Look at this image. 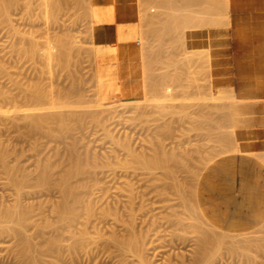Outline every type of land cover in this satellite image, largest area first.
I'll list each match as a JSON object with an SVG mask.
<instances>
[{"label":"rangeland","instance_id":"rangeland-1","mask_svg":"<svg viewBox=\"0 0 264 264\" xmlns=\"http://www.w3.org/2000/svg\"><path fill=\"white\" fill-rule=\"evenodd\" d=\"M14 1L15 3L14 5H12L13 7L11 6V9L10 8L7 9L9 12H7V10L5 12V13H8L7 16L4 13V11L2 12L5 15L0 14V67H1L0 68V89H1L0 96L2 93V97H0V151H6L8 153L7 154L8 156L6 155L7 164L11 168L15 166V168L13 167L15 174L17 176L20 175V177L24 175L26 177L25 178L26 183L24 182L25 185L23 186L22 190L18 191L16 186L12 184V182H10L11 180L8 177L9 176L8 173L7 174L5 173V169H1L3 167L0 163V209L12 210L13 207L16 204H18L16 203L18 202V199H19V204L24 207L26 205H28L29 207L33 205L32 208L31 207L30 208L34 210L36 207L35 211L32 210L33 212L32 211L30 212V216H31V213H32V216H33V213L35 215L33 216V218L31 216L32 218L31 223L29 222L30 221L29 220L24 225L25 227L23 226L25 229L24 228L23 229L26 231V233L29 236L31 235L30 237H33L32 234L36 235L33 237V241L35 243L38 242L36 244L38 245L37 246L38 249L35 250L34 255L38 253L37 254L38 256L37 255L36 256L38 257V259L41 258L39 259L37 264H54V263L55 264H62V263L63 264H144L143 261L140 262L141 258L140 260L138 258V257H141L142 254L144 255V257H146L145 259L148 260L150 264H193L195 263L194 262L195 256H196L195 259L198 258L197 259L198 261L195 264H264V252H263L264 233H261L262 231L264 232V230H262L263 228L255 229L256 233L254 230L253 232L245 231L246 233L244 232L241 233V232H236V231H228V230L222 229L221 227L214 226L212 225L213 223L211 224L209 220H204L207 218L204 217V215L201 213V210L197 204V200L195 199L196 198L195 192H197V188H196L197 186L195 184L198 183L197 181H199L200 174L202 170L204 169V167L208 165L211 161L218 158L219 156H222L230 152L231 149L235 148L239 143L243 145L242 147L245 146L244 149H246V150L241 149V151H249L250 149L255 148L257 144H259V148L264 151V133H261L260 129L255 128L256 125H264V114H260L259 112L256 111V108L254 106L256 103L255 101H251L246 98L239 97L236 91V88H235L237 83H239L238 81L239 75L234 70L235 63H237L243 58H251L254 60H256L255 58H260L264 60V32L261 33L260 42L254 40L253 47H247V46L239 47L235 39L238 34L243 33V32H240L242 29H245V28L247 29L248 27L251 28V26L258 24V23L260 26L262 25L264 26V0H223V1L213 0V3L216 2V4L217 3L219 4V6H216V4H213L212 0L210 1L206 0L211 3L209 4L208 2L207 6L205 5L206 7L204 6L203 8L207 10L210 7L212 8L214 5L213 7L214 13L211 14L212 11L210 9L208 10L210 14L206 10H204V13H208V16H211L212 18L215 15L213 19H210V17H208L207 14H204L203 12L200 14H196V13H199L198 11L203 10V8L199 10L198 7L201 8L204 4H206L205 0H199V1H202L201 2L203 3L202 5L200 4L199 1L196 4L194 0L193 2L195 5L192 3V5L194 6L191 12L186 9L187 8L186 6L189 7V4H187L185 0L183 1L180 0L182 1L180 3L179 1H177V3L181 5V8H180L178 4V8H180V11H178L177 8L175 9L176 10L175 15L178 14L177 17H179V14H181V11L183 10L182 5L184 4V1L186 3L184 4L185 6L183 7L187 11L183 10L182 11L183 12L182 15H184L182 17L183 19L180 18L181 21L182 20H185V21H182L183 24H181L182 22L180 23V21L179 23H177L179 24V26L183 25V27L181 28L178 27L179 29H177L178 31L177 33H179V31H183L181 32V34L186 39L185 45H183L184 42L183 43L179 42L180 40H178V42L177 40L174 41L175 39L173 40L174 34L172 33H176L173 29L177 28L178 25H176L174 28L173 23L175 21L172 22V25H169V24L174 19H177L178 21V18H175L176 16L172 15L173 17L171 16V19L173 18V20L170 19L171 21L170 20L166 21V19L164 20L166 24L169 21L167 24L168 25V28H167V25L165 26V24L164 26L159 25V24H163L164 21L159 22L158 24L157 18L152 17L153 14L156 13V12L153 13L154 4H150V5H153L151 6L152 7L151 8L150 5L147 3V1H146V3L148 4L147 7L143 5V2L144 4H146L145 0L131 1L130 4L132 5V7H134V9H136L137 12L138 11L141 12V13H138L139 15H143L142 11L145 10L146 8H149V9L145 10L147 14L144 15V18H140L142 16H138V20L136 24L137 32L135 33V37H133L130 41L136 47L137 55L132 60L123 61V64L125 66L126 65L129 66L130 74L128 77L125 78L126 80L123 79L121 84L118 83L116 85H108V82L110 81L111 76H112V70L114 68L115 61L113 60V58L112 60L114 62L111 59H109L111 58L110 56L104 57L102 53H100L99 51L96 52L95 50L98 48V45H99L98 39L96 38L94 34L95 28L97 27V22L90 15L92 7L93 8L100 7V8L106 9L111 6L110 2H107L105 0H89V1L85 0L87 2L83 1L85 2L83 6V4L81 3L82 0H75V1L80 2V6H81V9H80L78 5L79 2L78 3L76 2L77 3L76 5L74 0H72L75 4L74 5L71 0H70L71 2L68 0L67 1L65 0L67 4H65L59 11L52 12L51 11L52 9L51 10L49 8L44 9L45 8L44 0L43 1L42 0H29V1L28 0L27 1L14 0ZM162 1H164V3L166 2L165 0H162ZM27 2L30 4H28ZM68 2L70 4H68ZM137 2L139 4H141L142 2V4L139 5ZM158 2L160 3V0H158ZM167 2H166L167 5L165 4V6H161L164 3L158 4L160 5V9L158 10L159 14H162L163 12L165 14L167 9L168 10L170 9V11H172L171 6L176 4V1L175 2L173 1L174 3L172 2V4L171 2L169 3ZM26 3L28 4V6ZM158 5H156V9ZM220 5H221V8L222 7L224 8L222 9L218 8L220 7ZM75 6H78V9ZM138 7L140 9H138ZM174 7L175 6H173V8ZM215 7H217L216 10H219V9L221 10L216 11ZM142 8L143 10L140 11ZM85 9H87L89 12L86 11ZM194 9H196L195 10L196 12H194ZM149 10H152L153 14L150 13L151 14L150 19H147L148 17L146 16L147 15L149 16L148 13L151 12ZM188 11L190 12L189 14H191V16H192V13L194 12L197 16H195L194 14L193 17H195L196 19H199L200 17L199 15L204 14L205 17L202 16V18L204 19L200 18L199 21H201L202 19V21H204L205 26L201 27L203 22H201V25H199L200 23L198 24L197 22L199 26L196 24H193L194 26L192 28V23L196 19L191 18L190 15H187ZM83 12H85V16L86 15L88 16V14L89 16L85 17ZM86 12L88 14H86ZM221 12H224V13L222 14ZM158 13L155 14L156 17H158L157 16L159 15ZM168 14H171V13H168ZM172 14H174V12H172ZM217 14L219 15V17H221L220 20ZM186 15L188 17L184 19ZM161 16L160 17L162 20L164 15H161ZM154 18L156 19L155 22L157 21L156 22L157 25H159L160 27L162 26L164 27L161 30L158 26V28L161 30L159 32L162 33V35L164 33L165 34L167 33L166 36L164 34V36L162 37V35L159 32L155 33L157 29L153 26V24L155 23L152 21V19ZM143 19L145 23L143 22ZM146 19L149 21L146 22L145 21ZM186 19H188V21ZM192 19L194 20L192 21ZM215 19L217 20V22H214V21L212 22V20H215ZM189 20L192 21V23ZM209 20H211V22L214 23L212 24L213 27L212 25H209L211 24V22L209 23ZM227 20L230 22H228ZM184 22H185V25H184ZM139 23L143 27L144 25H146V23L148 24L147 26H145V28H148L146 32L144 30H141L142 32H145V34L140 33V29H142L143 27L139 26L140 25ZM195 25L197 27H195ZM152 26L154 27L155 30L153 29ZM169 26H172L173 29L172 27H169ZM182 28H185V29L183 30ZM164 30L165 31L167 30L170 32L169 33L171 34L170 37L168 35V32L167 31L164 32ZM171 31H174V32H171ZM158 33H159L160 38L157 36ZM177 33L175 37L177 36L179 37L180 33L178 35ZM125 34H127L126 31H125ZM149 34L151 36H148ZM181 34H180V37H182ZM220 34L221 36L224 35V37L226 36L230 37L228 39L225 38L226 40H223L222 48L224 50L220 51V48L218 47H212L210 49L209 48L210 38L212 39V38L219 37ZM64 36L70 39L69 40L67 38L69 40V43L71 42L70 45L67 44V46H72V47H68V51L71 50L69 52H71L72 56L70 60L66 61L67 63H64L66 66L58 63L56 56L55 57L53 56L52 60H48V58L45 55V52H43L45 50V45L47 41L51 40V43H53L55 38L56 39H59L60 37L64 38ZM156 36L158 38L157 40H156ZM167 36L169 39L170 38L172 39H170L169 41V39L166 38ZM140 37L142 38L141 39L142 41L140 40ZM148 37L149 38L151 37L150 38L151 40ZM180 37L176 39H181V41H183L184 40L183 37L182 38ZM31 38H34V39L31 40ZM162 39L164 40L163 42H162ZM27 41H33L36 45L39 44L40 46L38 45L37 47L43 48V50L39 48L41 52H43L42 54L43 56L41 55V57H39L38 55L40 54H37V56L35 55L33 56L31 54L32 51L31 52L29 51L31 49L30 43ZM140 41L144 42V45L142 44L143 46H141ZM160 41L162 42L161 44H166L165 46H168L167 48L169 49L168 51L169 56H167V51L164 50L165 47L160 45ZM154 42L155 44L153 45ZM176 42L180 43L179 45L180 46L182 45V47L179 48V45L176 46ZM147 43H149L150 47ZM157 44L159 45V47L160 46L162 47L161 49H163L164 47L163 52L160 50L161 54L159 52L160 48L158 49ZM172 44L177 48V50H175L176 48ZM170 45L173 48L172 47L169 48ZM144 47L146 49L149 47L147 50L150 49L153 51V53H155L154 52L155 49H156V52L158 51L156 55L154 54V57L156 58V60H154L155 58H152V59L150 58V57H153L152 51L150 52L152 53L151 54L152 56L150 57L147 56L150 54L149 53L150 50L147 52V50H145ZM151 47L153 48L151 49ZM254 47H257V48H254ZM71 48H73V50ZM170 49H172L171 52H170ZM192 49L194 50V52ZM205 49H207V52L210 53V54L208 53L209 58L207 57L208 55H205L206 54ZM23 50H25L24 51L25 54L23 53ZM173 50H174V53H173ZM196 50L197 52H200V53H197ZM169 52L175 55L173 57H178V59L180 60L179 62L181 61L182 62L184 61L183 63H185L186 61L189 62V64L186 62L188 64L187 67L190 64L192 66L188 68L186 67V64H180L181 66L176 64V66H174L175 65L174 62L177 59L173 58V60L174 59L175 60L174 61L171 60V56H170L171 54H169ZM28 53H30L32 56H30ZM26 54L29 55L30 57L26 56ZM157 54L160 57L162 56L161 57L162 59ZM162 54L166 55L167 57H170V58L164 57L165 59H167L166 60L167 64H165L166 66L165 69H164L165 66L163 65L166 61H164L165 59L163 58ZM145 55L148 60L145 59ZM149 58L151 59V61ZM201 59H203V61ZM206 59H209V60L206 61ZM162 60L164 62H162ZM159 61L160 63H158ZM197 61L200 67L199 66L196 67V65H198ZM199 61L200 62L202 61V62L200 63ZM146 62L148 65L146 64ZM230 62H232V64H230ZM156 63H158V65H156ZM171 63L174 65H172ZM159 64L162 66H160ZM141 65H143L144 67L143 66L141 67ZM145 65H147V68ZM154 65H156V67L157 66L162 67L163 70L162 68H159V67L158 68L160 70H157ZM152 66H154V68ZM177 66L181 68L179 69ZM183 66H185L184 69L187 68L185 69L187 71L183 69ZM150 68H153L155 70L153 69L150 70ZM148 69L151 72L154 71L155 74L153 73L154 74L153 75L150 71H147ZM142 70H143V74H142ZM161 70L164 72V74L163 72H161ZM167 70L170 72L168 73ZM172 70H173V76H172ZM174 70H175V73H174ZM176 70L178 71L177 72L178 74L179 72L183 70L185 71V73L186 72L188 73L184 75V71H183L182 75L180 74L181 75L180 76L176 74ZM191 70H194V71H191ZM200 70L201 72L198 73ZM144 71L150 74L148 75L147 73H145L144 75ZM208 72L210 73V75L207 74ZM161 73L163 75L168 73V74H171V77L173 79L176 78L175 81L173 79L171 81L170 75L168 76L166 74V77L168 76V80L170 79V81L172 82L170 83L171 86L170 85L168 86L169 89L163 88V87H166L168 85L167 83L169 82L166 81L167 83L165 82L166 84L164 85L163 81L167 79H165V76L162 77ZM146 75L150 78L149 81ZM177 75L180 76L182 80L181 78H178ZM183 75L188 76V77H183ZM134 76H135V80L133 79ZM190 77H193V79H191ZM153 78H155V80ZM197 78L198 80H196ZM179 79L180 81H178ZM151 80L152 81L154 80L155 83L151 82ZM209 80H212V82L211 81L209 82ZM176 81H178V83ZM38 82H39V85L38 86L35 85L36 83L38 84ZM206 82L207 83L209 82V83L207 84ZM129 83L131 85H129ZM161 83L162 85H164L163 87ZM41 84L44 87L47 86L45 88L43 87L44 89L47 88L46 90L47 93L49 92L47 98H45L41 102L38 101V103L37 101H33V100H32L33 102L31 100L29 101L27 95H31L32 93H34V91L36 90L35 87L38 88L39 86H41ZM188 86L190 88H188ZM32 87H34L33 89L35 90H33ZM158 87L160 89H158ZM239 87H240V84H239ZM144 88H147L148 90L146 89L147 90L146 91ZM227 89L229 90L227 91ZM144 90L146 91V93ZM3 91H4V94H3ZM206 91H207V94H206ZM70 92H72L71 94H74L72 96V99L74 100L69 98V95H71ZM60 93L62 95H60ZM63 93H66L67 96H65L66 94L64 95ZM184 93H187V94H184ZM55 95L62 97L61 100L59 97L58 99ZM82 95L84 96V98ZM181 95H184V96L181 97ZM225 95H227L226 98H224ZM157 96L160 98H158ZM6 97L8 98L6 99ZM63 97L65 99H63ZM80 97H81V100H80ZM67 98L69 99L67 100ZM78 98H79V101L77 103L76 100ZM216 98H219V99H216ZM238 99H239V102H238ZM54 100H56L57 102ZM68 101H71V102L67 103ZM72 101H74V103ZM234 101H236V103H239V104L238 105L236 104V106L233 105ZM240 101L246 102V103H243L244 105H242ZM247 102H249L250 104ZM253 102L255 103L253 104ZM52 103L54 105H52ZM222 106H224V108ZM237 106L239 107L237 108ZM230 107H231V110L229 109ZM234 107H236V109ZM244 107L247 109H245ZM234 110H237V112L240 111V113H242L241 116L238 113H236V115L233 114L235 112ZM87 112H89L90 115ZM204 112L207 114V116H210V115L212 116L208 118L206 117V114ZM212 112L214 115L212 114ZM222 112H224L225 114ZM228 112H230L231 114ZM55 113H62V114L64 113V115H67V114L69 115V113L70 115L72 113H82V115L85 114L86 116L85 118L82 117V120H78L77 118L75 119V115H73L74 117L72 118L68 117L67 115L68 121L66 117L64 121L65 123L60 122L63 125L59 124L61 128L57 125L59 121H56V124H55L54 123L55 121L53 120V118H51V122L44 123L46 127V128L43 127L44 131L43 130H41L42 132L27 131L29 130V126L27 125L28 123L27 120L31 117V115L34 114L35 116H38V115L44 116L48 114L54 115ZM199 113L201 115L203 114L202 115L203 117H201ZM250 113H251V116L249 115ZM221 114H224L226 117ZM237 114L239 116H237ZM242 115H243V118H242ZM244 115L245 116L247 115V116L244 117ZM236 116L240 117L239 118L240 120ZM24 117L26 121L24 120ZM201 118H205L203 119V121L205 120L204 122H202L203 124L201 123L202 121ZM74 119L76 121H74ZM195 120L197 122H194ZM238 120L240 122L236 123V121L238 122ZM48 121H50V119ZM216 121H219L220 123H216ZM67 122H70V123L68 124ZM194 123H195L196 129H194ZM208 123L210 126L208 125ZM221 123L222 124L226 123V124L224 126ZM244 123H246V125ZM238 124L240 128L236 129ZM48 125H49V128L51 127L50 125H52V128L48 129ZM66 126L71 128V130L67 129ZM223 126H224V129L228 133L225 132V130L223 129ZM64 127H66L65 129L66 131L62 130V128L64 129ZM207 128L209 129L207 130ZM46 129H47V132H46ZM163 129L165 130L163 131ZM48 130L49 131L52 130L54 133L50 131V134L52 133V135H48L49 134ZM68 130L71 132H69ZM220 131H222L221 134L224 133L223 136L225 138L222 137V135L220 134ZM43 132L45 133L43 134ZM35 133L36 135H34ZM206 133L207 135H209V137H207ZM226 133L229 134V137L228 135H225ZM215 135H217V137ZM210 137L212 139L214 138L213 141ZM224 140H226L225 141L226 144L229 143L228 144L229 146L223 142ZM220 141L225 146H223V144ZM232 141H234V143ZM246 146L249 147L250 149L247 148ZM72 147L76 148L75 154L78 152L80 153V154L77 153L78 156L82 155L80 158L82 159V162L84 164V169H83L84 171L81 174L80 173L74 174V176L70 178V181L73 182L75 185H77V190H78L77 193L79 194V196H81L83 203H81V205H79V208H78V212H79L78 213L79 218L77 217L78 220H75V223L73 221L71 223V226H69L68 225L69 223H63V224L60 222L57 223L58 221L57 215H55L56 213L54 212L53 208L56 207L55 202L57 204L61 196L60 190H57L58 187L56 186L57 185L56 183H60L62 179L60 176L64 177L63 171L65 170L64 172H66L67 168H69L72 158L75 155ZM224 147L226 151H224L225 150ZM12 149L14 152L12 151ZM155 152L156 153L162 152L161 154H165L166 152L167 155L168 154L173 155L174 153V155L180 162L182 163L184 162L183 166L178 165L180 167L178 166L175 167V164H174L173 168L175 169L174 170L172 169L173 172L171 171L170 174H168L169 178L168 180H166L167 181L166 183H161V181H159L157 178L158 175H161L162 173L161 169H155L153 170V172H150L148 169L143 168L137 162L138 161L137 159H139L140 157L144 156V157L150 158L151 156L155 154ZM48 163L50 165L48 167H51L50 169L54 170V171L51 170L53 172H50V176H51L50 181L53 179L51 183L54 185L56 184L55 186L51 185V188H49L50 186H47V185L42 186L41 182L37 184V181L38 182L40 181L38 179L40 178V175L42 173V172L39 173V171L41 169L43 170V166L48 165ZM177 168L179 171L177 170ZM189 170H190V173L188 172ZM176 171H177V175L180 177L177 176L176 179H173L172 175L174 174V176L176 177ZM194 172L196 173V175ZM187 175H189L188 180L185 179L187 178L186 177ZM195 177L197 178L196 180H194ZM180 178L183 179L182 182H181L182 179L180 180ZM154 179L157 181V183L160 182L161 184L160 183L157 184ZM169 179H171L170 181L173 184H171ZM177 179H179L178 180L179 183L178 182L177 183L181 185L179 186L181 188L178 187L179 188L178 191L180 193L177 191L178 185H176L174 182V180H177ZM29 182L32 184H30ZM187 182H189V184ZM33 184H35V186L32 187ZM172 185L173 186L175 185V186L172 187L171 189ZM160 186H161V189H163L162 190L163 192L160 195L161 197H159L158 195ZM54 187H57V189ZM189 187L194 188V190L193 189L190 190ZM164 189H166L167 192ZM169 190L171 191L169 192ZM175 190L177 191L176 195H175L176 193ZM187 191L189 194L191 193L192 196L190 195L188 196ZM23 192L25 193L22 194ZM193 194L195 196L194 198H193ZM136 195L138 196V198L135 199V197H137ZM185 198L188 201L187 203H186ZM193 200L197 206L194 204ZM131 201H134V202L131 203ZM164 201L167 203V205L166 203H164ZM88 203L91 207L88 205ZM143 203L147 205L145 206L143 205ZM182 203L184 207H186L185 209L183 208V206H181ZM86 205H88V207L90 208L87 209ZM191 206L194 210H198V211L194 212V210L190 208ZM196 207H198V209H196ZM188 209L190 210L189 212H188ZM134 210L136 212H134ZM43 211L45 213H43ZM36 212L37 214L42 212L41 218L43 215H44L43 218L45 216L46 217L48 216L47 218L50 219V221L53 222V224L57 225V227L59 228L58 231L61 233H58V231H55L53 227L45 225L42 222V219L40 218V214L37 215ZM132 213L133 215L131 216ZM173 214H175V216L178 218H180L179 216H181V219L176 218L175 216H173ZM135 215H138L136 216L137 218L135 217ZM173 218H175L174 220H177V221L180 220L181 222L183 220V223L179 221L178 222L173 221ZM192 218L195 219L194 221L197 222V224L193 223L194 221L191 222V220H193ZM198 218L200 219V221L201 220L204 221L201 223V225L198 224L200 223ZM144 219H146L145 220L146 222L144 221ZM3 220H1L2 223H3ZM35 220L37 221V223L39 222L41 223V227L44 224L43 225L44 228L42 227V229H40L36 227L40 223L39 224H36L35 222L33 223V221ZM128 220L131 222H129ZM143 221L145 222L144 224L142 223ZM152 221H154V223ZM207 222L210 223L211 225H209ZM28 223H30L31 225ZM129 223L134 224L133 226L136 225L135 229L137 230L138 233L140 232L143 233V235L146 237L144 239L146 240L145 243L148 240V242L145 245V249L140 248V245H142V242H143L142 240L139 241L140 244L138 243V245L134 244L131 246L129 245L130 243L125 244L129 241L128 240L129 235L127 233L128 231L127 227ZM176 223L177 225H175ZM191 223L194 225L196 224V225L194 226ZM204 223H206L207 225H204ZM3 224L5 227L3 229H1V227H3L2 225L0 227V264H23L25 260L19 257L21 256V254H20V246L18 247L17 245L18 241L13 233L6 230L8 226L14 227L15 223L10 221L9 219L7 221L5 220ZM144 226L145 228L147 226L148 227L144 229ZM186 227L189 230H187ZM217 227H218V230L221 229L219 234H218L219 231H217ZM142 228L148 233V236ZM140 229H142L146 235L144 234L142 230L140 231ZM210 229H214L212 233L209 232V231H212ZM259 229H261L262 231H260ZM124 230L126 233L124 232ZM204 230H207V232L206 231L204 232ZM258 230L259 232H257ZM222 231L224 232L226 231V234L228 235H229V232L230 233L232 232L230 235H233V236H229L223 239L222 233H221ZM56 232L59 234L58 237L61 239L62 243L64 244L63 245L64 247L62 246V248L58 249L57 251L47 250L46 246L48 244V240ZM203 232H204V235L206 234L207 236H210V237H204ZM73 233L75 234V236L78 234L79 236L81 235V237L77 236L75 238ZM198 233L199 234L202 233V234L198 236ZM183 234H185V236ZM216 234H218L219 237H221L222 239L219 238L218 235ZM213 235L215 238L212 237L213 238L212 239L211 236ZM73 236L75 239H73ZM125 236L126 238L128 236L127 241L126 239H124ZM216 236L219 239H216L217 238ZM257 236H259L260 240L261 238L263 240L260 242ZM115 237L119 239L115 240L116 239ZM201 237L202 239L206 238L207 241L202 240ZM231 237L232 238L234 237L233 240L235 239L238 240V241L236 240L234 241V245H237L238 247L236 246L235 247L236 249H233V250L232 248H234L233 247L234 245L232 246L233 242L230 241ZM209 238H211L214 244L211 242V240H209ZM228 238H229V242H228ZM76 239L77 241H80L82 239L84 240V242L82 241V246H79L76 250L67 249L66 245L67 244L70 245V243L74 244L76 242ZM121 239L122 241L123 240L124 241L122 242ZM220 239L221 241H219ZM226 239L227 241H225ZM112 240L114 241L113 243H112ZM153 240H154V243H153ZM120 241L122 242V244L123 243L124 244L122 245ZM208 241H210L212 245L209 244ZM217 241L221 242V246H224V247H219L220 249L217 250L218 248L217 245L219 244L218 246H220V243ZM203 242H204L203 245L205 247L204 246L202 247ZM224 242L227 245H225ZM227 242L231 244L230 245L232 247L231 249H229L230 246ZM236 242H239V243L235 244ZM241 243L243 245H239ZM247 243H250V244L248 245ZM252 244H253V247H252ZM116 245L117 246L119 245L118 246L119 249L118 247L116 248ZM39 246L42 248V251H41V248L39 249ZM126 246H128L129 249L131 248L132 250L131 249L128 250ZM133 246L138 247V248L135 249ZM212 246L216 248H213ZM226 246H229V247H226ZM239 246H240V249L238 250ZM122 248H124V250ZM205 248H207V250H205ZM249 248L252 250V252ZM133 249H135L136 252H132L134 251ZM208 249L209 250L211 249V250L208 251ZM60 250L64 251V252L61 251L63 252L62 254L64 256L61 254V252H59ZM118 250L119 251L121 250V252L126 251L127 253L120 252V254L122 255L125 254L128 256V258L127 256L124 255L123 257L124 259H123L121 255L118 253L119 252ZM198 250H200V252L196 253V251ZM128 251H131V252L128 253ZM201 252H203L202 253L203 255L201 254ZM209 252L212 255H210ZM41 253L42 255L40 257ZM76 253L78 254V256ZM138 253H141L140 256L137 255ZM204 253H206V255ZM243 253L244 254L246 253L247 255L245 254L244 255L245 257H244ZM252 253L253 255H250ZM204 255H205L206 260H204L205 259ZM250 256H252V259ZM248 258L251 259V261ZM253 258L256 259L255 260L256 262L254 261ZM25 262L24 264L28 263L27 261ZM30 264L32 263L30 262Z\"/></svg>","mask_w":264,"mask_h":264},{"label":"bare ground","instance_id":"bare-ground-1","mask_svg":"<svg viewBox=\"0 0 264 264\" xmlns=\"http://www.w3.org/2000/svg\"><path fill=\"white\" fill-rule=\"evenodd\" d=\"M25 1H27V0H25ZM29 1V0H28ZM43 1V0H42ZM41 1V2H42ZM65 0H44V6H45V8L44 9H52L51 11L53 12V11H59L65 4H67V0L64 2ZM68 1H70V0H68ZM72 1V0H71ZM70 1V2H71ZM83 1H85V0H82V4H83V6H84V3L85 2H87V1H85V2H83ZM89 1V0H88ZM105 1H107V2H110L111 3V6L109 7V8H100V7H96V8H91V17H93L94 19H95V21L97 22V27L95 28V31H94V34H95V36H96V38L98 39V48L97 49H95L96 50V52L97 51H99L100 53H102L103 54V56L105 57H111V58H109V59H111L112 60V58H113V60L115 61H113L114 62V68H113V70H112V76H111V79H110V81L108 82V85H116V84H121L122 83V81H123V79H125L126 77H128L129 76V74H130V69H129V66H125L124 64H123V61H126V60H132L133 58H135V56L137 55V49H136V47L133 45V43L132 42H130L131 41V39L133 38V37H135V33L137 32V20H138V16H142V17H140V18H144V15H146L147 14V12L145 11L146 9L148 10L149 8H146L147 7V5L149 4H154V7H153V10H154V12L152 11V10H149V11H151V12H149L148 14H149V16L147 15L146 17H148L147 19H150V13H158V10L160 9V5H158V4H160V3H164V1H162V0H160V3L158 2V0H156V1H154V0H152V1H154V2H152L151 0H145V3H146V1H147V3L146 4H144V2H143V5L144 6H146L145 8V10H143V8L140 10V11H142L143 13V15H139L138 13H141V12H137L136 11V9H134V7H132V5L130 4L131 3V1H133V0H105ZM138 1V0H137ZM141 1V0H140ZM166 2H167V0H165ZM175 2L176 1V4L175 5H172L171 6V10L172 11H170V9L167 11L166 10V12H165V14H164V12L162 13V14H159V15H157L158 17H160L161 15H164L165 16V18H164V16H163V18H162V20H161V17L160 18H158V17H156V13L155 14H153V16L152 17H155V18H157V21H158V24H159V22H162V21H164L165 19H166V21L167 20H170L171 19V16L173 15V16H176L175 18H178V21H177V19H174L173 20V18L171 19V20H173V21H171V23L169 24V25H172V22H174L173 23V25H174V28H175V26L176 25H178L177 26V28H175V29H173V27L172 26H169V27H172V29L177 33L178 31H177V29H179L178 27H183V25H180L179 26V24H177V23H179V21H180V23L182 22V21H185V20H182L181 21V19H183L182 17L184 16V15H182V11L183 10H189L190 12H191V10L193 9V6L195 5L194 4V0H190V1H188V0H185L186 1V3L187 4H189V7L188 6H186L187 8L185 9L183 6H185L184 4H186L185 3V1H184V4L182 5V11H181V14H179V17H177L178 16V14L177 15H175V9L177 8L178 9V11H180V8H181V5L179 4L180 2H182V1H180V0H168V2L167 3H169V2H171V4H172V2ZM177 1H179V3H177ZM199 0H195V3L197 4V2H198ZM210 1V0H209ZM209 1H206L205 0V3L206 4H204L201 8H199L198 7V9L199 10H201L205 5L207 6V3L209 2ZM215 1V0H214ZM218 1H220V0H218ZM223 1V0H222ZM73 2V1H72ZM74 2L76 3H78L79 1H75L74 0ZM74 2H73V4H74ZM166 2L164 3V4H162L161 6H165V4H166ZM173 2V3H174ZM189 2V3H188ZM200 2V4L202 5L203 3H201L202 1H199ZM227 2H229V1H227ZM226 2V3H227ZM14 3H15V1L14 0H0V14H4L5 12H6V10L8 9V8H10L11 9V6L12 5H14ZM18 3V2H17ZM28 3V2H27ZM26 3V4H27ZM43 3V2H42ZM77 3H76V5H77ZM90 3V2H89ZM93 3V2H92ZM138 3V2H137ZM155 3H156V5H158V7H157V9H156V5H155ZM192 3L194 4V5H192ZM211 2H209V4H210ZM212 3H213V0H212ZM28 4H30V3H28ZM28 4H27V6H28ZM68 4H70L69 2H68ZM139 4V3H138ZM141 4H142V2H141ZM141 4H139V5H141ZM178 4H179V7L180 8H178ZM213 4H216V2H214ZM218 4V3H217ZM216 4V6H219V4L217 5ZM43 5V4H42ZM71 5H72V3H71ZM75 5V4H74ZM79 7H80V9H81V6H80V2H79ZM167 5V4H166ZM176 5H177V7H176ZM192 7H191V6ZM200 5V6H201ZM82 6V7H83ZM151 6H153V5H150V7ZM169 6V5H168ZM173 6H175L174 8H173ZM205 6V7H206ZM13 7V6H12ZM75 7H77V9H78V6H75ZM149 7V6H148ZM191 7V8H190ZM213 7H214V5H213ZM213 7L211 8H209L211 11H212V13L211 14H213L214 12H213ZM87 8V7H86ZM89 8H90V6H89ZM152 8V7H151ZM155 8V9H154ZM170 8V7H169ZM216 8L217 7H215V10H216ZM218 8H221V5H220V7H218ZM222 8H224V7H222ZM221 8V9H222ZM83 9V8H82ZM138 9H140L139 7H138ZM209 9H204L203 8V10H201V11H198L199 13H196V14H200V13H204V10H206L208 13H209ZM221 9H219V10H216V11H220ZM226 9V8H225ZM86 11H88L87 9H85ZM84 10V11H85ZM174 10V11H173ZM186 10V11H187ZM196 9H194V12H196L195 11ZM2 11H4V13L2 12ZM81 11H83V10H81ZM164 11V10H163ZM188 11V14L187 15H190L191 16V14H189L190 12ZM210 11V12H211ZM215 11V12H216ZM223 11V10H222ZM2 12V13H1ZM7 12H9L8 10H7ZM44 12V11H43ZM54 12V13H55ZM89 12V11H88ZM172 12H174V14H172ZM193 12V11H192ZM192 13V16H191V18H195V17H193V15L195 14V13ZM227 12V11H226ZM84 13V16H85V12H83ZM145 13V14H144ZM161 13V12H160ZM168 13H171V14H168ZM180 13V12H179ZM208 13H204V14H207V16H208ZM220 13V12H219ZM218 13V14H219ZM222 14L224 13V12H221ZM6 14V16L8 15V13H5ZM4 14V15H5ZM81 14H82V12H81ZM86 14H88L87 12H86ZM166 14H168V15H166ZM195 14V16H197ZM204 14H202V15H199L200 17H199V19L200 18H202V16L203 17H205V15ZM210 14V13H209ZM216 14V13H215ZM217 14V15H218ZM226 14V13H225ZM229 14V13H228ZM53 15V14H52ZM55 15V14H54ZM155 15V16H154ZM185 16L184 17V19L185 18H187L188 16ZM51 16V15H50ZM88 16H89V14H88ZM87 15L85 16V17H88ZM169 16V17H168ZM172 16V17H173ZM189 16V17H190ZM206 16V17H207ZM213 16V15H212ZM215 16V15H214ZM214 16H213V18H214ZM228 16V15H227ZM208 17H210V19H213L211 16H208ZM218 17H219V15H218ZM152 19V21L155 23V24H153V22H152V24H153V26L158 30H156V32L155 33H157V32H159V31H161L164 27V24H165V26L168 24V22H167V24H166V22L164 21V23L163 24H159V25H163L162 27H160L159 25H157V21L155 22V20L156 19ZM181 18V19H180ZM145 20L146 22L147 21H149V20ZM161 21H160V20ZM196 19V18H195ZM199 19H196V20H194V19H192V21H193V23H192V21H190L191 23H192V28H193V24H196V25H198L199 23V25H201V22H203L202 23V26L201 27H203V26H205V24H204V21H202V19H204V18H202L201 19V21H199ZM221 19V17H219V20ZM142 20V19H141ZM187 21H188V19H186ZM216 20V19H215ZM215 20H212V22L214 21V22H217V20L215 21ZM228 21V20H227ZM226 21V22H227ZM139 22H140V20H139ZM143 22H144V19H143ZM142 22V23H143ZM195 22V23H194ZM197 22H198V24H197ZM211 22V20H209V23ZM211 22V24H209L208 22V24L209 25H212V24H214V23H212ZM228 22H230V21H228ZM145 23V22H144ZM187 23V22H186ZM223 23H224V21H223ZM140 24V23H139ZM181 24H183V22L181 23ZM229 24V23H228ZM144 25V24H143ZM148 24L146 23V25H144V27L140 24L139 26H142L143 28L142 29H140V33H144L145 34V32H146V30L148 29V28H145V26H147ZM156 25V26H155ZM184 25H185V22H184ZM189 25H190V23H189ZM195 25V27H197ZM198 25V26H199ZM207 25V24H206ZM218 25V24H217ZM126 26V27H125ZM152 26V27H153ZM158 26H159V28L161 29H159L158 28ZM186 26H187V24H186ZM222 26V25H221ZM149 27V26H148ZM154 27H153V29H154ZM190 27H191V25H190ZM194 27V28H195ZM207 27V26H206ZM212 27H213V25H212ZM231 27V26H230ZM141 28V27H140ZM167 28H168V25H167ZM243 28H245V27H243ZM183 30L185 29V28H182ZM200 29V28H199ZM242 29V28H241ZM141 30H144L145 32H142ZM155 30V29H154ZM189 30V29H188ZM190 30H191V28H190ZM125 31H126V33L127 34H125ZM167 31V30H166ZM165 30H164V32H166ZM174 31H171V32H174ZM187 31V30H186ZM163 32V33H164ZM168 32V35H169V37H170V35L171 34H169L170 32L169 31H167ZM181 32H183V31H179V33L181 34ZM240 32H243V33H240V34H238L237 36H236V42H237V44H238V46L239 47H242V46H247V47H253V42H254V40H256V41H259L260 42V39H261V33L262 32H264V26L262 25V26H260L259 25V23L258 24H255V25H253V26H251V28L250 27H248L247 29L245 28V29H242ZM160 33V32H159ZM159 33H158V35L157 34H155V35H157L158 37H159ZM176 33H172V34H174L173 35V40L174 41H176L177 40V42H178V40H180L179 42H181V43H183L184 42V44L183 45H185L186 44V42H185V37H183L182 36V34H181V36L183 37V41H181V39H176V38H179L180 37V34L179 33H177V35L179 34V37L177 36V37H175L176 36ZM144 34H143V36H144ZM161 35H162V33H160ZM165 34V33H164ZM164 34L162 35V37L164 36ZM167 34V33H166ZM166 34H165V36H166ZM160 35V36H161ZM148 36H151L150 34L148 35ZM157 36H156V40L158 39L157 38ZM185 36V35H184ZM182 37H180V38H182ZM68 38V37H67ZM66 38V36H64V38L62 37H60L59 39H56L55 38V43H54V41H53V43H51V40H49V41H47V43H46V45H45V50L43 51V52H45V55H46V57L48 58V60H52V57L54 56H56V58H57V62L58 63H60V64H62V65H65L64 63H67L66 61L67 60H70L71 59V52H69V51H71V50H69L68 51V47H72V46H67V44H69L70 45V43H69V40ZM149 38V37H148ZM151 38V37H150ZM149 38V39H150ZM160 38V37H159ZM166 38H168V36L166 37ZM225 38H230V37H228V36H226V37H224V35L223 36H221V34H220V36L219 37H216V38H210V40H209V48L211 49L212 47H218V48H220V51H222V50H224L222 47H223V40H226ZM32 39H34V38H31V40ZM142 38L140 37V40H141ZM148 39V40H149ZM169 39V38H168ZM170 39H172V38H170ZM170 39H169V41H170ZM67 40V41H66ZM151 40V39H150ZM35 41V40H34ZM142 41V40H141ZM140 41V42H141ZM164 40L162 39V42H163ZM26 42V41H25ZM27 42H29L30 43V46H31V49L29 50L30 52H31V54L34 56H37V54H40V55H38L39 57H41V55L43 54V52H41V50H43V48H41V47H39V48H41V50L37 47L38 45H36L33 41H27ZM67 42V43H66ZM148 42H150V41H148ZM157 42H159V41H157ZM161 41H160V45H162V46H164L165 47V49H164V47H163V49L165 50V51H167V56H169L168 55V51H169V49L167 48L168 46H165L166 44H161L162 43ZM176 42V46L177 45H179L180 43H177ZM165 43V42H164ZM170 43H172V42H170ZM140 44V43H139ZM144 45V42H141V46H143ZM148 45H149V43H147ZM155 44V42L153 43V45ZM159 44V43H158ZM157 44V45H158ZM42 45V44H41ZM147 45V46H148ZM156 45V46H157ZM173 45V44H172ZM174 45H175V43H174ZM173 45V46H174ZM40 46V45H39ZM146 46V47H147ZM156 46H154V47H156ZM149 47H150V45H149ZM148 47V48H149ZM170 47H172L171 45L169 46V48ZM175 47V46H174ZM182 47V45L180 46L179 45V48H181ZM185 47V46H184ZM142 48V47H141ZM147 48V49H148ZM153 47H151V49H152ZM160 48V49H159ZM162 47L160 46L159 47V45H158V49H159V52H160V54H161V51L163 52V49H161ZM173 48V47H172ZM176 48V47H175ZM20 49V48H19ZM72 50H73V48H71ZM144 49L145 50H147L145 47H144ZM168 49V50H167ZM204 49V48H203ZM214 49V48H213ZM150 50V49H149ZM149 50H147V52L149 51ZM154 50V49H153ZM161 50V51H160ZM175 50H177V48L175 49ZM179 50V49H178ZM184 50V49H183ZM193 50V49H192ZM206 50V54L205 55H208L207 57L209 58V52H207V49H205ZM205 50H204V52H205ZM24 51L25 50H23V53H24ZM141 51H143V50H141ZM152 50H150L149 51V53L151 52ZM164 51V52H165ZM172 51V49H170V52ZM73 52V51H72ZM146 52V51H145ZM146 52V53H147ZM155 53H153V51H152V53H153V57H150V56H152L151 54L152 53H148L149 55H147L148 57H150L151 59L152 58H155L154 57V54L156 55V53L158 52H156V49H155V51H154ZM169 52V54H171ZM193 52H194V50H193ZM196 52H197V50H196ZM203 52V51H202ZM144 53V52H143ZM145 53V54H146ZM173 53H174V50H173ZM172 53V54H173ZM176 53H177V51H176ZM197 53H200V52H197ZM209 53V54H208ZM25 54V53H24ZM30 56H32L30 53H28ZM74 54V53H73ZM166 54V53H165ZM170 55L171 56V60H173V58H175V59H177L175 62H174V64H172V65H174V66H176V64L177 65H180V64H186V67H187V65L189 64V62H185V63H183L182 61L181 62H179L180 60L178 59V57H173V56H175L174 54L173 55ZM29 55H27L26 54V56H29ZM142 55V54H141ZM158 55V54H157ZM163 55V54H162ZM29 56V57H30ZM43 56V55H42ZM143 56H144V54H143ZM159 56V55H158ZM166 55H163V58L164 57H166V58H170V57H167ZM195 56V55H194ZM74 57V56H73ZM142 57V56H141ZM157 57V56H156ZM160 57V56H159ZM162 57V56H161ZM160 57V58H161ZM191 57H193V56H191ZM198 57V56H197ZM207 57H205V58H207ZM35 58V57H34ZM33 58V59H34ZM37 58V57H36ZM149 58V59H150ZM158 58V57H157ZM159 58V59H160ZM185 58H186V56H185ZM189 58V57H188ZM142 59V58H141ZM145 59H147V57H146V55H145ZM144 59V60H145ZM151 59H150V61H151ZM162 59V58H161ZM165 59V58H164ZM163 59V60H164ZM174 59V60H175ZM184 59V58H183ZM195 59H196V57H195ZM194 59V60H195ZM54 60V59H53ZM56 60V59H55ZM134 60H136V59H134ZM143 60V61H144ZM148 60V59H147ZM154 60H156V58L154 59ZM162 60V62H164V61H166L167 59H165L164 61ZM173 60V61H174ZM182 60V59H181ZM192 60V59H191ZM200 60V59H199ZM202 61H203V59H201ZM209 59H206V61H208ZM149 61V62H150ZM161 61V60H160ZM160 61L158 62V63H160ZM172 61V62H173ZM201 61V62H202ZM56 62V61H55ZM142 62V61H141ZM148 62V61H147ZM147 62H146V64H147ZM177 62V63H176ZM179 62V63H178ZM200 62V61H199ZM200 62V63H201ZM58 63H56V64H58ZM72 63V62H71ZM158 63H156V65H158ZM191 63V62H190ZM165 64H167V61L164 63V65L163 66H165ZM197 64H198V61H197ZM203 64H205V63H203ZM207 64V63H206ZM230 64H232V62H230ZM71 65V64H70ZM148 65V64H147ZM147 65H145L146 66V68H147ZM156 65H154L155 67H156ZM160 65V64H159ZM66 66V65H65ZM68 66V65H67ZM143 65H141V67H142ZM154 66H152L153 68H154ZM160 66H162V65H160ZM181 66V65H180ZM190 66H192L191 64L188 66V67H190ZM197 66H199V64L198 65H196V67ZM144 67V66H143ZM159 66H157L156 67V69L157 70H160L159 68H162V67H159ZM178 67V66H177ZM184 67L185 66H183V69H184ZM187 67V68H188ZM200 67V66H199ZM1 68V67H0ZM68 68H70V67H68ZM153 68H150V70H152ZM166 68V66L164 67V69ZM179 69L181 68V67H178ZM187 68H185V69H187ZM67 69V68H66ZM184 69V70H185ZM192 69V68H191ZM198 69V68H197ZM149 69L147 70V71H150ZM153 70H155V69H153ZM162 70H163V68H162ZM161 70V72H163ZM178 70V69H177ZM176 70V74H178L177 72L179 71H177ZM183 70V71H184ZM205 70V69H204ZM209 70V69H208ZM207 70V71H208ZM165 71V70H164ZM183 71H181V72H179V74L178 75H182V72ZM185 71H187V70H185ZM185 71H184V75L185 74H187L188 72H186L185 73ZM191 71H194V70H191ZM136 72H138V71H136ZM151 72V71H150ZM167 72L169 73L170 71H168L167 70ZM195 72H197V71H195ZM201 72V70L198 72V73H200ZM210 72V71H209ZM207 73L208 75H210V73ZM145 73H147V72H145L144 71V75H145ZM152 74L154 73V71L153 72H151ZM168 73H166L168 76L170 75V79H171V81H172V77H171V74H168ZM174 73H175V70H174ZM190 73V72H189ZM194 73V72H193ZM197 73V74H198ZM142 74H143V70H142ZM148 75L150 74V73H147ZM155 74V73H154ZM153 74V75H154ZM156 74H157V72H156ZM159 74H160V72H159ZM162 74V73H161ZM163 74H164V72H163ZM162 74V77L163 76H165V79H167V80H164L163 81V83H164V85L167 83L166 81H168L169 83H167L168 85L166 86V87H168L169 85L171 86V84L170 83H172L171 81H170V79L168 80V76L166 77V74L165 75H163ZM175 74V75H176ZM205 74V73H204ZM235 74V73H234ZM177 75V77L178 78H181L180 76H178ZM183 75V77H188V76H184ZM189 75V74H188ZM192 75V74H191ZM243 75V74H242ZM244 75H246V74H244ZM147 76V75H146ZM172 76H173V70H172ZM247 76V75H246ZM148 77V76H147ZM161 77V76H160ZM212 77V76H211ZM235 77V76H234ZM259 77V76H258ZM191 79H193V77H190ZM256 78H257V76H256ZM264 78V77H263ZM134 80H135V76H134V78H133ZM154 80H155V78H153ZM258 79V78H257ZM76 80V79H75ZM74 80V81H75ZM126 80V79H125ZM150 80V78L148 77V81ZM154 80L152 81L151 80V82H154ZM174 81L176 80V78H174L173 79ZM181 80H182V78H181ZM184 80V79H183ZM196 80H198V78L196 79ZM178 81H180V79L178 80ZM178 81H176L177 83H178ZM195 81V80H194ZM208 81V80H207ZM212 82V80H209V82ZM259 82H260V80H258ZM264 81V80H263ZM156 82H157V80H156ZM166 82V83H165ZM208 82V83H209ZM155 83V82H154ZM181 83H182V81H181ZM189 83H190V81H189ZM200 83V82H199ZM198 83V84H199ZM207 83V82H206ZM207 83V84H208ZM231 83V82H230ZM173 84H174V82H173ZM172 84V85H173ZM176 84V83H175ZM260 84V83H259ZM259 84H257V85H259ZM35 85H39V82H38V84L36 83ZM76 85V84H75ZM74 85V86H75ZM129 85H131L130 83H129ZM155 85V84H154ZM158 85H159V83H158ZM161 85H162V83H161ZM164 85H162V87L164 86ZM178 85H180V84H178ZM192 85V84H191ZM34 86V85H33ZM77 86V85H76ZM120 86V85H119ZM185 86V85H184ZM187 86V85H186ZM194 86V85H193ZM208 86V85H207ZM44 86L41 84V86H39L38 88H36L35 87V89H33L34 87H32V89L33 90H35L34 91V93H32L31 95H27V97H28V99H29V101L31 100H33V101H37V103H38V101L39 102H41V101H43L45 98H47V96H48V93L46 92V90H47V88L46 89H44L45 87H47V86H45L44 88H43ZM143 87H144V85H143ZM150 87V86H149ZM166 87H163V88H165V89H169V87L168 88H166ZM201 87V86H200ZM210 87V86H209ZM208 87V88H209ZM233 87V86H232ZM79 88V87H78ZM148 88V87H147ZM147 88H144L145 90L147 89ZM153 88V87H152ZM155 88V87H154ZM188 88H190L189 86H188ZM208 88H207V90H208ZM212 88V87H211ZM223 88V87H222ZM224 88H226V87H224ZM229 88H231V87H229ZM236 91H237V93H238V95H239V97L240 98H246L245 96H244V94L241 92V90H240V87H239V83H237V85H236ZM59 89V88H58ZM156 89V88H155ZM158 89H160L159 87H158ZM164 89V90H165ZM1 90V89H0ZM73 90V89H72ZM75 90H77V89H75ZM144 90V91H145ZM148 90V89H147ZM146 90V91H147ZM152 90V89H151ZM157 90V89H156ZM211 90V89H210ZM224 90V89H223ZM229 89H227V91H228ZM232 90V89H231ZM230 90V91H231ZM146 91H145V93H146ZM60 92V91H59ZM73 92V91H72ZM72 92H70V94L72 93ZM78 92V91H77ZM154 92V91H153ZM152 92V93H153ZM158 92H159V90H158ZM197 92V91H196ZM200 92H202V91H200ZM27 93V92H26ZM62 93V92H61ZM60 93V95H62ZM81 93V92H80ZM3 94H4V91H3ZM59 94V93H58ZM58 94H56V95H58ZM64 95L66 94V93H63ZM69 94V93H68ZM78 94V93H77ZM184 94H187V93H184ZM190 94V93H189ZM206 94H207V91H206ZM210 94H212V93H210ZM217 94V93H216ZM232 94V93H231ZM6 95V94H5ZM55 95V96H56ZM74 94H71V95H69V98H71L72 99V96H73ZM164 95V94H163ZM65 96H67V94L65 95ZM71 96V97H70ZM80 96V95H79ZM83 96V95H82ZM182 96H184V95H181V97ZM214 96V95H213ZM221 96V95H220ZM226 96L227 95H225V97L224 98H226ZM0 97H2V93H1V96ZM53 97H54V95H53ZM57 98L59 97L60 98V100H61V98L62 97H60V96H56ZM148 97H150V96H148ZM158 97V96H157ZM229 97V96H228ZM8 97H6V99H7ZM13 98V97H12ZM58 98V99H59ZM69 98H67V100L69 99ZM83 98H84V96H83ZM158 98H160V97H158ZM202 98H204V97H202ZM214 98V97H213ZM2 99V98H1ZM27 99V100H28ZM63 99H65L64 97H63ZM149 99V98H148ZM183 99V98H182ZM187 99V98H186ZM212 99V98H211ZM216 99H219V98H216ZM220 99H221V97H220ZM59 100V101H60ZM72 100H74V99H72ZM80 100H81V97H80ZM85 100H86V98H85ZM201 100V99H200ZM225 100V99H224ZM229 100V99H228ZM264 100V99H263ZM15 101V100H14ZM32 101V102H33ZM54 101H56V100H54ZM63 101V100H62ZM65 101V100H64ZM78 101H79V98L76 100V102L78 103ZM57 102V101H56ZM69 102H71V101H68L67 103H69ZM73 103H74V101H72ZM87 102V101H86ZM199 102V101H198ZM227 102V101H226ZM232 102V101H231ZM235 102V103H234ZM233 102V105H235L236 106V104L238 105L239 103H236V101H234ZM238 102H239V99H238ZM35 103V102H34ZM36 103V104H37ZM80 103V102H79ZM204 103V102H203ZM212 103V102H211ZM210 103V104H211ZM221 103V102H220ZM219 103V104H220ZM222 103H223V101H222ZM240 103H242V105H244L243 103H246V102H241L240 101ZM247 103H249V102H247ZM255 102H253V104H254ZM60 104H62V103H60ZM154 104V103H153ZM201 104V103H200ZM213 104V103H212ZM232 104V103H231ZM250 104V103H249ZM251 104H252V102H251ZM30 105V104H29ZM52 105H54L53 103H52ZM197 105H199V104H197ZM214 105V104H213ZM221 105V104H220ZM225 105V104H224ZM141 106V105H140ZM226 106V105H225ZM251 106H253V105H251ZM64 107V106H63ZM164 107V106H163ZM201 107V106H200ZM207 107H209V106H207ZM206 107V108H207ZM211 107V106H210ZM220 107V106H219ZM223 108H224V106H222ZM221 107V108H222ZM239 106H237V108H238ZM17 108V107H16ZM143 108V107H142ZM222 108V109H223ZM227 108V107H226ZM235 109H236V107H234ZM245 108V107H244ZM204 109V108H203ZM203 109H201V110H203ZM210 109V108H209ZM230 110H231V107L229 108ZM245 109H247V108H245ZM58 110V109H57ZM238 110V109H237ZM237 110H234L235 112L233 113V114H235L236 115V113H238L240 116H241V114L242 113H240V111L239 112H237ZM81 111V110H80ZM142 111V110H141ZM140 111V112H141ZM216 111H217V109H216ZM222 111V110H221ZM228 111V110H227ZM226 111V112H227ZM66 112V111H65ZM76 112V111H75ZM203 112V111H202ZM225 112V111H224ZM224 112H222V113H224ZM231 112V111H230ZM230 112H228V113H230ZM2 113V112H1ZM50 113V112H49ZM88 114H89V112H87ZM93 113V112H92ZM92 113H91V115H92ZM197 113V112H196ZM205 113V112H204ZM210 113V112H209ZM227 113V114H228ZM232 113V112H231ZM230 113V114H231ZM254 113V112H253ZM40 114V113H39ZM206 114V113H205ZM204 114V115H205ZM211 114V113H210ZM212 114H213V112H212ZM225 114V113H224ZM224 114H221V115H224ZM232 114V115H233ZM237 114V116H239ZM68 115V114H67ZM67 115H64V113L62 114V113H55L54 115H44V116H35L34 114L33 115H31V117L27 120V125L29 126V130H27V131H32V132H42L41 130H43L44 131V128L43 127H45V125H44V123L45 122H51V118H53V120L55 121L54 123L56 124V121H59V123H57V125L59 126V124H61L60 122H64L65 121V118L67 117ZM69 115H70V113H69ZM68 115V117H74L73 115H75V119L77 118L78 120H82V117H84L85 118V114H83L82 115V113H72L70 116ZM90 115V114H89ZM199 115L201 116V117H203L200 113H199ZM214 115V114H213ZM229 115V114H228ZM227 115V116H228ZM250 116H251V113L249 114ZM255 115V114H254ZM254 115H252V116H254ZM198 116V115H197ZM210 116H212V115H210ZM210 116H207V114H206V117H210ZM220 116V115H219ZM225 116V115H224ZM236 116V117H237ZM247 116V115H246ZM245 115H244V117H246ZM68 117H67V121H68ZM191 117V116H190ZM214 117V116H213ZM226 117V116H225ZM83 118V119H84ZM192 118V117H191ZM238 119L240 118V117H237ZM242 118H243V115H242ZM50 119V121H48ZM74 119V121H76ZM198 119V118H197ZM196 119V120H197ZM203 119H205V118H201V123L202 122H204L203 121ZM230 119V118H229ZM245 119V118H244ZM250 119V118H249ZM24 120H25V117H24ZM71 120V119H70ZM194 121V122H197V121ZM221 120V119H220ZM240 120V119H239ZM238 120V122L236 121V123H239L240 121ZM248 120V119H247ZM26 121V120H25ZM84 121V120H83ZM192 121V120H191ZM199 121V120H198ZM223 121V120H222ZM228 121V120H227ZM73 122V121H72ZM213 122V121H212ZM212 122H211V124H212ZM230 122V121H229ZM228 122V123H229ZM232 122V121H231ZM235 122V121H234ZM249 122H251V121H249ZM65 123V122H64ZM68 124L70 123V122H67ZM66 123V124H67ZM79 123V122H78ZM81 123V122H80ZM193 123V122H192ZM216 123H220L219 121H216ZM233 123V122H232ZM242 123V122H241ZM49 124V123H48ZM53 124V123H52ZM54 124V125H55ZM203 124V123H202ZM205 124H207V123H205ZM222 124V123H221ZM226 124V123H225ZM225 124H222V125H224L225 126ZM230 124V123H229ZM245 125H246V123H244ZM249 124V123H248ZM263 124V123H262ZM61 125H63V124H61ZM65 125V124H64ZM71 125V124H70ZM198 125V124H197ZM208 125H209V123H208ZM207 125V126H208ZM215 125V124H214ZM241 125H243V124H241ZM240 125V126H241ZM51 127L50 128H52V125H50ZM69 126V125H68ZM205 126V125H204ZM203 126V127H204ZM210 126V125H209ZM224 126H223V129H224ZM227 126V125H226ZM234 126V125H233ZM236 126V125H235ZM57 127V126H56ZM60 128H61V126H59ZM59 127H58V129H59ZM63 127V126H62ZM67 127V126H66ZM66 127H64V129L62 128V130L63 131H66L65 129H66ZM71 127V126H70ZM215 127V126H214ZM248 127V126H247ZM46 128V127H45ZM49 128V125H48V129H50ZM166 128V127H165ZM237 128H240L239 127V124L237 125V127H236V129ZM28 129V128H27ZM67 129H70L71 130V128H69V127H67ZM194 129H196L195 128V123H194ZM199 129H201V128H199ZM209 128H207V130H208ZM217 129V128H216ZM247 129V128H246ZM61 130V129H60ZM165 129H163V131H164ZM198 130V129H197ZM211 130V129H210ZM225 130V129H224ZM49 131V130H48ZM50 131H52V130H50ZM50 131L47 133L48 135H52V133H54L53 131H52V133L50 134ZM69 131V130H68ZM168 131V130H167ZM46 132H47V129H46ZM69 132H71V131H69ZM68 132V133H69ZM204 132V131H203ZM225 132H227L226 130H225ZM45 132H43V134H44ZM60 133V132H59ZM66 133V132H65ZM164 133V132H163ZM201 133V132H200ZM222 133V131H220V134ZM228 133V132H227ZM225 134V135H228V137H229V134ZM32 134V133H31ZM213 134V133H212ZM212 134H210V135H212ZM236 134V133H235ZM34 135H36V133L34 134ZM37 135H39V134H37ZM41 135H42V133H41ZM206 135H207V133H206ZM222 135V137L223 138H225L223 135H224V133L223 134H221ZM55 136V135H54ZM203 136V135H202ZM216 137H217V135H215ZM214 136V137H215ZM231 136H233V135H231ZM205 137V136H204ZM207 137H209V135H207ZM212 137V136H211ZM210 137V138H211ZM237 138V137H236ZM212 139V138H211ZM214 139V138H213ZM213 139H212V141H213ZM233 140H234V138H233ZM236 140V139H235ZM225 141L226 140H224L223 142L225 143ZM227 141H228V139H227ZM237 141V140H236ZM203 142V141H202ZM221 142V141H220ZM230 142V141H229ZM233 143H234V141H232ZM222 143V142H221ZM236 143V142H235ZM223 144V143H222ZM226 144V143H225ZM229 144V143H228ZM228 144H226V145H228ZM232 144V143H231ZM247 145V144H246ZM222 146V145H221ZM221 146H219V147H221ZM223 146H225L224 144H223ZM222 146V147H223ZM229 146V145H228ZM235 146V145H234ZM243 146V145H241V143H239L235 148H233V149H231L232 151H234V152H237V153H239V152H246V151H241V149H244L245 148V146L244 147H241ZM71 147V146H70ZM227 147V146H226ZM247 147V146H246ZM5 148V147H4ZM73 148V147H72ZM247 148H249V147H247ZM76 148L74 147L73 148V150H74V154H75V150ZM218 149V148H217ZM224 149H225V147H224ZM250 149V148H249ZM253 149V148H252ZM252 149H250L249 151H247V152H253V150ZM6 150V149H5ZM230 150V149H229ZM244 150H246V149H244ZM12 151H13V149H12ZM72 151V150H71ZM161 151V150H160ZM224 151H226V149L224 150ZM259 151V150H258ZM14 152V151H13ZM217 152V151H216ZM220 152V151H219ZM218 152V153H219ZM256 152V151H255ZM255 152H253L252 153V155L251 156H253V154L254 155H256L255 154ZM78 153V152H77ZM77 153L74 155V157L72 158V161H71V163H70V166H69V168H67V170H66V172H64L63 171V173H64V177L63 176H60L62 179H61V181H60V183H56L55 185L58 187V189H57V187H54V188H56L57 190H60V194H61V196H60V200H58V203L56 204V202H55V205H56V207H54L53 208V210H54V212L56 213L55 215H57V219H58V221H57V223L58 222H60V223H69L68 225L69 226H71V223L74 221V223H75V220H78L77 219V217H78V208H79V205H81V203H83L82 202V198H81V196H79V194L77 193V185H75L73 182H71L70 181V178H72L73 176H74V174H81V173H83V169H84V164H83V162H82V159L80 158L82 155H80V156H78L77 155ZM162 153V152H161ZM161 153H156L155 152V154L153 155V156H151L150 158H148V157H144V156H142V157H140L139 159H137L138 161V164L139 165H141L143 168H145V169H148L150 172H153V170H155V169H161L162 170V173H161V175H158V180L159 181H161V183H166L167 181L166 180H168V174H170V172L172 171L173 172V170L175 169V168H173L174 167V164H175V167L176 166H178V165H181V166H183L184 164V162L182 163V162H180L177 158H176V156L174 155V153H173V155L171 154V155H167V153L165 152V154H161ZM222 153H224V152H222ZM8 153L6 152V151H0V163H1V165H2V167L3 168H1V169H5V173L7 174L8 173V177H9V179L11 180L10 182H12V184H14L15 186H16V188L18 189V191L19 190H22V188H23V186L25 185V181H26V177L23 175L22 177H20V175L19 176H17L16 174H15V172H14V170H13V167L15 168V166H13L12 168L7 164V162H6V155H7ZM78 154H80V153H78ZM221 154V153H220ZM245 154V153H244ZM247 154V153H246ZM227 155V154H226ZM8 156V155H7ZM211 156H213V155H211ZM219 156V155H218ZM70 157V156H69ZM221 157V156H220ZM71 158V157H70ZM210 158H212V157H210ZM257 158V157H256ZM258 159V158H257ZM215 160V159H214ZM209 161V160H208ZM260 161H261V159H260ZM45 164V163H44ZM185 164H186V162H185ZM12 165V164H11ZM17 165H19V164H17ZM173 165V166H172ZM48 166H50L49 165V163H48V165H45V166H43V170L41 169V167H40V169L42 170H40L39 171V173H41V175H40V178H39V176H38V180H40L39 182L37 181V184L38 183H40L41 182V184H42V186H44V185H47V186H50L49 188H51V185H54V184H52L51 183V181L53 180H51L50 181V179H51V176H50V172H53L54 170L53 169H50L51 167H48ZM65 166V165H64ZM172 166V167H171ZM189 166V165H188ZM178 167H180V166H178ZM192 167V166H191ZM66 168V167H65ZM173 169V170H172ZM193 169V168H192ZM19 170V169H18ZM51 170H53V171H51ZM177 170H178V168H177ZM187 170V169H186ZM186 170H185V172H186ZM20 171V170H19ZM22 171V170H21ZM179 171V170H178ZM182 171H183V169H182ZM192 171V170H191ZM18 172V171H17ZM189 173H190V170L188 171ZM20 173V172H19ZM24 173V172H23ZM167 175H166V174ZM195 173V172H194ZM153 174H155V173H153ZM164 174V175H163ZM173 174V173H172ZM193 174V173H192ZM22 175V174H21ZM28 175V174H27ZM195 175H196V173H195ZM194 175V176H195ZM155 176V175H154ZM177 171H176V177L174 176V174L172 175V178L173 179H176L177 178ZM59 177V178H60ZM175 177V178H174ZM178 177H180V176H178ZM187 178H185L186 180H188V177H189V175H187L186 176ZM197 177V176H196ZM195 177V179L194 180H196L197 178ZM199 177V176H198ZM201 177V176H200ZM53 178V177H52ZM155 178V177H154ZM156 178V179H157ZM172 179V180H173ZM182 178H180V180H181ZM190 179V178H189ZM155 180V179H154ZM171 179H169V181H170ZM178 180L179 179H177V180H174V182H175V184L176 185H178L177 186V191L179 190V188H181V187H179V186H181V185H179L178 183ZM58 181V180H57ZM56 181V182H57ZM156 181V180H155ZM183 181V179L181 180V182ZM192 181V180H191ZM25 182V183H24ZM54 182H55V180H54ZM171 182V181H170ZM170 182H168V183H170ZM178 182V183H177ZM180 182V183H181ZM197 182H199V181H197ZM30 183V182H29ZM156 183H157V181H156ZM160 182H158L157 184H159ZM160 183V184H161ZM186 183V182H185ZM188 184H189V182H187ZM30 184H32V183H30ZM77 184V183H76ZM171 184H173L172 182H171ZM198 184V183H197ZM197 184H195L196 186H198ZM54 185V186H55ZM79 185V184H78ZM29 186H31V185H29ZM33 186H35V184H33L32 185V187ZM38 186V185H37ZM41 186V187H42ZM159 186V185H158ZM164 186H166V185H164ZM169 186V185H168ZM175 186V185H174ZM173 185L171 186V189H172V187H174ZM182 186H183V184H182ZM194 186V185H193ZM170 187V186H169ZM179 187V188H178ZM195 187V186H194ZM28 188V187H27ZM47 188V187H46ZM52 188H53V186H52ZM79 188V187H78ZM157 188H159V187H157ZM163 188V187H162ZM190 188V190L191 189H193L194 190V188H191V187H189ZM196 188H198V187H196ZM48 189V188H47ZM47 189H46V191H47ZM166 189H168V188H166ZM166 189H164L165 191H166ZM175 189V188H174ZM173 189V190H174ZM188 189V188H187ZM25 190V189H24ZM27 190H29V189H27ZM55 190V189H54ZM163 189H161V186H160V190L158 191V189H157V191H158V195H159V197H161L160 195L162 194V191ZM41 191V190H40ZM49 191V190H48ZM156 191V190H155ZM171 190H169V192H170ZM177 191L175 190V195L177 194ZM33 192H35V191H33ZM32 192V193H33ZM167 192V191H166ZM179 192V191H178ZM190 192V191H189ZM198 192V191H197ZM25 192H23L22 194H24ZM180 193V192H179ZM187 193H188V191H187ZM196 193V192H195ZM36 194V193H35ZM143 194H145V193H143ZM157 194V193H156ZM29 195V194H28ZM192 196L191 195V193L189 194L188 193V196ZM197 195H198V193H197ZM23 196V195H22ZM25 196V195H24ZM33 196V195H32ZM51 196V195H50ZM137 196V195H136ZM146 196V195H145ZM156 196V195H155ZM162 196H164V195H162ZM184 196V195H183ZM195 196H196V194H195ZM194 196V194H193V198L195 197ZM139 197H140V195H139ZM168 197V196H167ZM187 197V196H186ZM197 198H198V196H196ZM24 198V197H23ZM23 198H21V199H23ZM136 198H138V196L137 197H135V199ZM143 198V197H142ZM153 198V197H152ZM179 198V197H178ZM183 198V197H182ZM132 199V198H131ZM130 199V200H131ZM159 199V198H158ZM186 199V198H185ZM184 199V200H185ZM196 199V198H195ZM151 200V199H150ZM161 200H162V198H161ZM167 200H168V198H167ZM182 200V199H181ZM191 200V199H190ZM143 201V200H142ZM144 201H145V199H144ZM147 201V200H146ZM156 201V200H155ZM16 202V201H15ZM90 202V201H89ZM130 202V201H129ZM132 202H134V201H131V203ZM136 202V201H135ZM158 202V201H157ZM160 202H162V201H160ZM169 202V201H168ZM183 202V201H182ZM188 201H187V199H186V203H187ZM193 202H194V200H193ZM193 202H191V203H193ZM16 203H18V204H16L14 207H13V209L12 210H9V209H7V210H3V209H0V221L1 220H3V219H5L6 221L7 220H9L10 219V221H12V222H14L15 223V226L14 227H7L6 228V230H8V231H10L11 233H13L14 234V236L16 237V239H17V245H18V247L20 246V254H21V256H19V257H21L23 260H25V261H27L28 263L27 264H30V262L32 263V264H37V262L39 261V259H41V258H39L38 259V253L36 254V255H34V253H35V250H37L38 249V245H36L38 242H34L33 241V237L34 236H36V235H34V234H32V236L33 237H30L27 233H26V231L24 230L25 228V224L29 221L30 223H31V221H32V218H33V216H35L34 215V213H33V216H32V213H31V216H32V218H31V216H30V212L33 210V211H35L36 210V207H35V210L34 209H31L32 208V206L33 205H31L30 207L28 206V205H26L25 207L24 206H22V205H20L19 204V199H18V202H16ZM146 203V202H145ZM164 203H166L165 201H164ZM181 203V202H180ZM23 204V203H22ZM86 204V203H85ZM134 204V203H133ZM185 204V203H184ZM190 204V203H189ZM188 204V205H189ZM194 204H195V202H194ZM14 205V204H13ZM88 205H89V203H88ZM88 205H86L87 206V209H89L90 207H88ZM143 205H145L144 203H143ZM142 205V206H143ZM147 205V204H146ZM145 205V206H146ZM166 205H167V203H166ZM165 205V206H166ZM191 205V204H190ZM196 205V204H195ZM131 206V205H130ZM134 206V205H133ZM141 206V207H142ZM181 206H183V208L185 209L186 207H184V205H183V203H182V205ZM187 206V205H186ZM197 206V205H196ZM39 207V206H38ZM38 207H37V209H38ZM144 207V206H143ZM43 208V207H42ZM81 208V207H80ZM132 208V207H131ZM134 208H136V207H134ZM133 208V209H134ZM145 208V207H144ZM189 208V207H188ZM191 209H193L192 208V206L190 207ZM92 209V208H91ZM140 209V208H139ZM143 209V208H142ZM146 209V208H145ZM196 209H198V207H196ZM3 210V211H2ZM194 210V209H193ZM32 211V212H33ZM81 211V210H80ZM190 210L188 209V212H189ZM198 210H194V212H197ZM200 211V210H199ZM37 212H39V211H37ZM37 212H36V214H37ZM133 212V211H132ZM134 212H136L135 210H134ZM133 212V213H134ZM145 212V211H144ZM203 211H201V213H202ZM42 212H40L39 214H40V218H41V214ZM43 213H45L44 211H43ZM133 213L131 214V216L133 215ZM138 213V212H137ZM141 213V212H140ZM139 213V214H140ZM193 213V212H192ZM39 214H37V215H39ZM47 214V213H46ZM53 214V213H52ZM51 214V215H52ZM81 214V213H80ZM136 214V213H135ZM138 214V215H139ZM143 214V213H142ZM145 214V213H144ZM194 214V213H193ZM198 214H200V213H198ZM203 214V213H202ZM138 215H135V217L136 216H138ZM192 215V214H191ZM44 216V215H43ZM43 216H42V222L45 224V225H47V226H50V227H53V229L55 230V231H58V227H57V225L56 224H53V222H51L50 221V219H48L46 216V218L44 217L43 218ZM173 216H175V214H173ZM172 216V217H173ZM190 216V215H189ZM197 216H199V215H197ZM176 217V216H175ZM180 218H178V217H176V218H178V219H181V216H179ZM188 217V216H187ZM186 217V218H187ZM193 217V216H192ZM195 217V216H194ZM205 217V216H204ZM39 218V217H38ZM79 218V217H78ZM119 218V217H118ZM132 218V217H131ZM137 218V217H136ZM56 219V218H55ZM172 219V218H171ZM175 218H173V221H177V220H174ZM193 219V218H192ZM199 219V218H198ZM5 220H3V223H4V221ZM53 220V219H52ZM146 219H144V221H145ZM148 220V219H147ZM195 219H193V220H191V222L192 221H194ZM204 220H208V219H204ZM41 221V220H40ZM129 221V220H128ZM131 221H132V219H131ZM131 221H129V222H131ZM134 221V220H133ZM142 222L143 224L146 222ZM179 222H181L180 220H178ZM177 221V222H178ZM198 221V220H197ZM199 221H200V219H199ZM210 221V220H209ZM36 223V224H39V223H37V221L35 220V221H33V223ZM136 222V221H135ZM153 223H154V221H152ZM202 222H204V221H200V223H198V224H200L201 225V223ZM211 222V221H210ZM2 221L0 222V227H1V225L3 226V227H1V229H3L5 226H4V224L2 223ZM30 223H28V224H30ZM32 223V224H33ZM134 223V222H133ZM181 223H183V220H182V222ZM193 223H196L197 224V222H193ZM208 223V222H207ZM28 224H27V226H28ZM35 224V225H36ZM43 224V225H44ZM127 224H128V222H127ZM142 224V225H143ZM147 224V223H146ZM149 224V223H148ZM187 224V223H186ZM192 224V223H191ZM195 224V225H196ZM209 225H211L212 224V222H211V224L210 223H208ZM31 225V224H30ZM42 225V227L44 228V226ZM74 225V224H73ZM72 225V226H73ZM134 224H130L129 223V225H128V231H127V233H128V235H129V238H128V236H127V238H128V242L127 243H125V244H128V243H130L129 245H134V244H137L138 245V243H139V241H143L142 242V245H140V248H143V249H145V245H146V243L148 242V240H147V242L145 243V241L146 240H144L146 237L143 235V233H141L140 231L143 229H140V233H138L137 232V230L135 229L136 227V225L135 226H133ZM153 225V224H152ZM175 225H177V223L175 224ZM181 225V224H180ZM188 225V224H187ZM192 225H194V224H192ZM194 225V226H195ZM204 225H207L206 223H204ZM204 225H203V227H204ZM212 225H214V226H217V225H215L214 223L212 224ZM262 225V226H261ZM260 226H261V228H263L262 230H264V227H263V223L261 224ZM24 226V227H23ZM34 226V225H33ZM54 226H56V227H54ZM124 226V225H123ZM150 226V225H149ZM191 226V225H190ZM193 226V227H194ZM36 227H38V228H40V229H42V227H41V223L39 224V225H37ZM61 227V226H60ZM143 227V226H142ZM148 227V226H147ZM146 227V228H147ZM156 227H157V225H156ZM175 227V226H174ZM192 227V226H191ZM191 227H189V228H191ZM197 227V226H196ZM195 227V228H196ZM209 227H211V226H209ZM208 227V228H209ZM24 228V229H23ZM32 228V227H31ZM69 228V227H68ZM138 228H140V227H138ZM145 228V226H144V229H146ZM181 228V227H180ZM187 228V227H186ZM194 228V229H195ZM199 228V227H198ZM207 228V227H206ZM36 229V228H35ZM61 229V228H60ZM70 229V228H69ZM143 229V230H144ZM149 229V228H148ZM184 229V228H183ZM202 229V228H201ZM203 229H205V228H203ZM220 229V228H219ZM255 229H258V227L257 228H255ZM255 229H253L254 231H255ZM39 230V229H38ZM54 230H53V232H54ZM142 230V231H143ZM150 230H151V228H150ZM179 230V229H178ZM187 230H189L188 228H187ZM191 230H193V229H191ZM198 230H200V229H198ZM208 230V229H207ZM207 230H204V232L206 231L207 232ZM210 230H212V231H209V232H213V230L214 229H210ZM221 230V229H220ZM220 230H218V227H217V231H219L218 232V234L220 233ZM253 230H252V232H253ZM260 231H262L261 229H259ZM259 230L257 231V232H259ZM37 231V230H36ZM51 231V230H50ZM145 231V230H144ZM143 231V232H144ZM196 231V230H195ZM194 231V232H195ZM250 231V230H249ZM35 232V231H34ZM38 232H40V231H38ZM37 232V233H38ZM70 232H72V231H70ZM76 232V231H75ZM124 232H125V230H124ZM146 232V231H145ZM145 232H144V234H145ZM191 232V231H190ZM204 232H203V235H204ZM51 233V232H50ZM57 233V232H56ZM54 234V235H52L51 236V238L48 240V244H47V250H51V251H57L58 249H60V248H62V246L64 245L63 243H62V241H61V239L58 237V233H61V232H59L58 231V233L57 234ZM79 233V232H78ZM126 233V232H125ZM149 233H150V231H149ZM215 233H216V231H215ZM222 233V238L224 239V238H227V237H229V236H233V235H230L231 233L229 232V235L228 234H226V231L224 232V231H222L221 232ZM242 233V232H241ZM244 233H246V232H244ZM248 233V232H247ZM255 233H256V231H255ZM261 233H264L263 231L261 232ZM81 234V233H80ZM85 234V233H84ZM146 234H147V236H148V233L146 232ZM145 234V235H146ZM200 234H202V233H200ZM199 233H198V236L200 235ZM210 234V233H209ZM218 234H216V235H218ZM1 235H2V233H1ZM73 235L75 236V234L73 233ZM184 236H185V234H183ZM202 235V236H203ZM206 235V234H205ZM204 235V237H210V236H205ZM212 235V234H211ZM235 235V234H234ZM259 235V234H258ZM261 235H263V234H261ZM74 236H73V239H75L77 236H79L78 234L75 236V238H74ZM197 236V237H198ZM38 237H40V236H38ZM43 237V236H42ZM79 237H81V235L79 236ZM78 237V238H79ZM114 237V236H113ZM113 237H112V239H113ZM120 237H121V235H120ZM122 237H123V235H122ZM181 237V236H180ZM183 237V236H182ZM212 237H214V235L213 236H211V238ZM217 237V236H216ZM218 237H219V235H218ZM216 238V239H219V238H221V237H219V238ZM258 237V239H259V236H257ZM36 238V237H35ZM116 238V239H115ZM114 239L115 240H118L119 238H117V237H115ZM127 238H126V236H125V238L124 239H126V241H127ZM211 238H209V240H211ZM215 238V237H214ZM221 238V239H222ZM234 238V237H233ZM233 238L231 237V239H230V241L231 242H233L232 243V246L234 245V241L236 240H233ZM256 238V237H255ZM15 239V240H16ZM111 239V238H110ZM148 239V238H147ZM198 239V238H197ZM200 239V238H199ZM201 239H202V237H201ZM213 239V238H212ZM221 239L219 240V241H221ZM246 239H248V238H246ZM80 240V239H79ZM202 240H206L207 241V239L205 238H203ZM260 240V239H259ZM258 240V241H259ZM263 239L261 238V240H260V242L262 241ZM82 241L84 242V240L82 239V240H80V241H77V239H76V242L74 243V244H71L70 243V245L69 244H67L66 246H67V249H73V250H76L79 246H82ZM121 241H122V239H121ZM120 241V242H121ZM124 241V240H123ZM122 241V242H123ZM206 241H204V242H206ZM219 241H217V242H219ZM224 241V240H223ZM225 241H227V239L225 240ZM236 241H238V240H236ZM243 241H245V240H243ZM108 242H110V241H108ZM114 241L112 240V243H113ZM116 242H118V241H116ZM119 242V243H120ZM122 242H121V244H122ZM198 242V241H197ZM204 242L202 243V247L204 246L203 244H204ZM211 242H212V240H211ZM217 242H216V244H217ZM228 242H229V238H228ZM227 242V243H228ZM45 243V242H44ZM118 243V244H119ZM153 243H154V240H153ZM208 243L209 244H211L210 243V241H208ZM213 243V242H212ZM220 243V246H218L217 245V250L218 249H220L219 247H224V246H221V242H219ZM225 243V242H224ZM239 242H236L235 244H238ZM105 244V243H104ZM117 244V243H116ZM120 244V245H121ZM124 244V243H123ZM122 244V245H123ZM140 244V243H139ZM151 244H152V242H151ZM157 244V243H156ZM198 244V243H197ZM206 244V243H205ZM214 244V243H213ZM229 244V243H228ZM248 245L250 244V243H247ZM258 244V243H257ZM109 245V244H108ZM107 245V246H108ZM111 245V244H110ZM128 245V246H129ZM207 245V244H206ZM212 245V244H211ZM225 245H227L226 243H225ZM231 244H229V246H230ZM239 245H243L242 243L241 244H239ZM259 245H261V244H259ZM258 245V246H259ZM16 246V245H15ZM43 246H45V245H43ZM66 246H65V248H66ZM112 246V245H111ZM119 246V245H118ZM117 245H116V248L118 247ZM128 246H126V248H128V250H130L129 249V247ZM142 246V247H141ZM197 246V245H196ZM209 246V245H208ZM229 246H226V247H229ZM237 245H234L233 247L234 248H232L231 246L229 247V249H231L232 248V250L233 249H236L235 247H236ZM247 246V245H246ZM263 246H264V243H263ZM262 246V247H263ZM18 247H17V249H18ZM64 247V246H63ZM105 247V246H104ZM123 247V246H122ZM134 247V246H133ZM147 247V246H146ZM153 247H154V245H153ZM205 247V246H204ZM213 247V246H212ZM238 247V246H237ZM249 247V246H248ZM252 247H253V244H252ZM254 247H255V245H254ZM41 247L39 246V249H40ZM44 248V247H43ZM124 248H125V246H124ZM124 248H122L123 250H124ZM135 249L136 248H138V247H134ZM209 248V247H208ZM213 248H216V247H213ZM246 248V247H245ZM264 248V247H263ZM262 248V249H263ZM111 249V248H110ZM118 249H119V247H118ZM135 249H133L134 251H132V252H136L135 251ZM198 249V248H197ZM200 249V248H199ZM240 249V246H239V248H238V250ZM250 249V248H249ZM255 249V248H254ZM44 250V249H43ZM66 250V249H65ZM132 250V249H131ZM141 250V249H140ZM205 250H207V248H205ZM204 250V251H205ZM211 250V249H210ZM209 249H208V251H210ZM216 250V251H217ZM248 250V249H247ZM246 250V251H247ZM251 250V249H250ZM41 251H42V248H41ZM61 251H63V250H60L59 252H61ZM119 251V250H118ZM207 251V252H208ZM17 252H18V250H17ZM40 252V251H39ZM44 252V251H43ZM64 252V251H63ZM63 252H61V254L63 253ZM120 252H121V250L118 252L119 254H120ZM123 252H126V251H122L121 253H123ZM129 252H131V251H128V253ZM139 252V251H138ZM141 252V251H140ZM144 252V251H143ZM197 252H200V250H198V251H196V253ZM212 252V251H211ZM230 252V251H229ZM251 252H252V250H251ZM250 252V253H251ZM256 252H257V250H256ZM255 252V253H256ZM263 252H264V249H263ZM48 253V252H47ZM127 253V252H126ZM142 253V252H141ZM141 253H138L137 255L138 256H140V254ZM203 252H201V254H202ZM228 253V252H227ZM232 253H233V251H232ZM242 253V252H241ZM44 254V253H43ZM71 254H73V253H71ZM75 254V253H74ZM77 254V253H76ZM134 254V253H133ZM201 254H199V255H201ZM205 255H206V253H204ZM209 254H210V252H209ZM215 254V253H214ZM246 254V253H245ZM244 253H243V256L245 255ZM41 255H42V253L40 254V257H41ZM63 255V254H62ZM121 255V257L123 258L124 257V255H122V254H120ZM130 255H131V253H130ZM195 255V254H194ZM203 255V254H202ZM205 255H204V258H205ZM208 255V254H207ZM210 255H212V254H210ZM247 255V254H246ZM250 255H253V253L252 254H250ZM255 255V254H254ZM64 256V255H63ZM73 256V255H72ZM76 256V255H75ZM77 256H78V254H77ZM125 256H127V255H125ZM209 256V255H208ZM216 256H217V254H216ZM43 257V256H42ZM198 257V256H197ZM201 257V256H200ZM203 257V256H202ZM245 257V256H244ZM251 257V259H252V256H250ZM127 258H128V256H127ZM136 258V257H135ZM139 258V260H140V258H141V260H140V262L141 261H143L144 262V264H150L149 262H148V260H146L145 258L146 257H144V255L142 254V256L141 257H138ZM195 258H196V256H195ZM194 258V262L196 263L198 260V258L197 259H195ZM203 258V259H204ZM215 258V257H214ZM255 258V257H254ZM253 258V259H254ZM18 259V258H17ZM63 259V258H62ZM124 259V258H123ZM126 259V258H125ZM148 259V258H147ZM193 259V258H192ZM249 259V258H248ZM247 259V260H248ZM251 259H249L250 261H251ZM65 260V259H64ZM204 260H206V258L204 259ZM210 260V259H209ZM256 259H254V261H255ZM19 261H20V259H19ZM24 261V262H25ZM199 261H201V260H199ZM203 261V260H202ZM207 261H208V259H207ZM253 261V262H254ZM23 262V261H22ZM24 262H23V264H24ZM252 262V263H253ZM256 262V261H255ZM26 263V262H25ZM57 263H58V261H57ZM195 263H193V264H195ZM199 263V262H198ZM55 264V263H54ZM63 264V263H62Z\"/></svg>","mask_w":264,"mask_h":264},{"label":"crops","instance_id":"crops-1","mask_svg":"<svg viewBox=\"0 0 264 264\" xmlns=\"http://www.w3.org/2000/svg\"><path fill=\"white\" fill-rule=\"evenodd\" d=\"M255 59H241L234 70L241 92L264 114V60ZM255 128L264 133V125ZM253 149V156V152L231 150L211 161L200 174L197 204L203 215L222 229L245 232L264 224V151L259 144Z\"/></svg>","mask_w":264,"mask_h":264}]
</instances>
